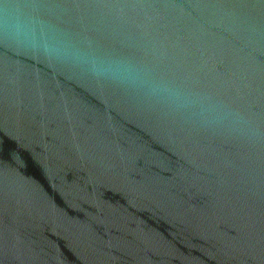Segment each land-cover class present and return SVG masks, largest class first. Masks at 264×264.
I'll list each match as a JSON object with an SVG mask.
<instances>
[{"label": "water", "instance_id": "1", "mask_svg": "<svg viewBox=\"0 0 264 264\" xmlns=\"http://www.w3.org/2000/svg\"><path fill=\"white\" fill-rule=\"evenodd\" d=\"M0 264H264V0H0Z\"/></svg>", "mask_w": 264, "mask_h": 264}]
</instances>
